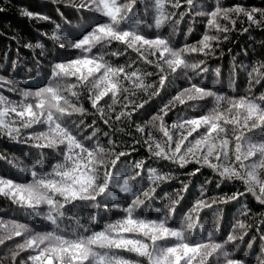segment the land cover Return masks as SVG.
<instances>
[{
	"label": "trees",
	"instance_id": "16d2710c",
	"mask_svg": "<svg viewBox=\"0 0 264 264\" xmlns=\"http://www.w3.org/2000/svg\"><path fill=\"white\" fill-rule=\"evenodd\" d=\"M124 2L126 0H118V3ZM176 2L177 0H161V3L165 5L161 12L173 15L169 16L168 20L157 29L154 0H137L126 18L127 21L118 25V28L121 31L132 30L133 23L138 21L141 24L136 29L138 34L148 39H155L157 36L168 39L170 46L176 49L197 43L205 33L218 35L220 40L212 42L215 48L213 55L184 54L186 63L194 64L203 60L204 67L208 71L200 74L191 70L185 72L178 70L176 74L168 73L165 87L160 90L159 95L151 99H149L153 91L151 87L135 90L134 94L131 91L119 93V102L115 106H112L111 94H109L99 102V108L103 109L102 113L94 109L88 100V89L92 84L86 82L85 86L78 85L74 89L78 96L69 98L78 107H84L87 114L83 117L74 114L66 118L62 126L89 151L93 149L102 151L97 161L101 166L92 173L93 184L97 186L104 184L105 172L108 171L111 187L97 199L66 204L63 209L64 218L58 220L56 228L43 219L49 214L46 204L38 206L37 216L31 210L0 194V222L8 225V229L15 223L26 225L29 230L27 232L21 230L23 233L21 237H14L6 241L4 245H0V264H11L10 255L16 245L37 233L55 232L56 235H61L65 239H77L105 230L107 224H115L126 217L123 208L131 206V201L137 198L136 193H142L153 186L156 187L154 198L141 205L135 211L134 218L160 220L169 215L168 209L171 208L172 202L180 199V203L175 206L167 221V226L173 228L180 227L194 202L201 197L211 201L212 198L227 197L234 192H246L247 186L240 180H225L207 167H201L200 172L192 176L190 173L199 165L190 164L180 168L171 161L155 157L147 149L145 141L148 140L149 134L158 141L164 139L162 133L151 124V117L174 95L183 88L190 87L192 83L236 100L241 97L264 94V81L261 84L250 83L249 77V72L253 67L264 63V24L260 27L250 26L243 15L239 17L233 15L232 18L237 20L235 27H232L230 21L221 19L220 24L227 26L230 30L227 33H217L207 24L209 19L207 13L214 9L215 0H194L196 7L192 9L187 6L186 0H179L181 4L179 8L173 6ZM79 3L80 0H71V3L69 0H0V8L3 9L0 11V75L5 77L4 81H0V95L16 105H20L21 102L35 104L34 97H28L25 101L21 91H35L47 84L50 78V66L58 59L67 61L85 55L81 50L70 48L68 42L72 37L68 35V28L80 30L85 23L93 27L96 24L109 23L110 18L94 11L91 13L79 11L77 7ZM221 5L223 7L240 5L249 9L264 8V0H221ZM22 10L47 16L49 19L29 18L22 15ZM180 13H185L183 19ZM257 19L260 17L257 16ZM57 26L61 29L60 35L65 37L62 41L51 39ZM245 28H248L247 32L244 31ZM225 35L228 37L226 40ZM61 42L65 44L64 48H59L58 45ZM28 44H40L42 47L28 48L26 47ZM144 54L153 61L152 64L147 63L135 49L128 48L122 42L112 41L109 44L97 45L90 55L103 56L104 61L102 62H106L113 68L124 67L127 72L136 71L138 74L151 73L146 76L144 83L158 88L160 72L156 67V62L160 59L159 53L153 56L150 51L145 50ZM161 67L166 69L167 66L161 64ZM216 69H219V75L216 74ZM99 75L98 73L97 77ZM64 83L75 84L76 80L69 77ZM121 83L124 87L132 88V82L124 80L123 75ZM9 89L15 90L9 91ZM125 95L137 103H143L146 100L148 102L131 119L122 118L117 121L115 113L121 110ZM5 106L0 105V107ZM220 106L226 108L228 105L226 101L218 105L212 97L200 101H188L172 109L165 117V123L175 139L180 135V130L172 129V124L180 122L183 118L206 115L214 107ZM244 115L241 111V120L244 119ZM4 119L10 126L19 127V124L15 123L20 119L16 113L9 112ZM104 119L109 120V125L103 123ZM138 127H143L145 131L143 133L137 131ZM205 131L206 129L202 127L197 133H193L189 140L199 138L205 134ZM47 132L46 124H34L31 128L21 130L20 140L14 141L6 135H0V178L11 179L19 184H29L35 179L46 176L52 178L48 174L52 172L54 165L64 163L63 156L67 151L65 145L40 149L35 145L38 142L46 143L51 137L39 141L29 139L33 135ZM249 139L253 143H258L264 139V136L257 132ZM21 140L26 142H20ZM56 143L60 144V141L57 139ZM121 152H127L129 155L119 159L113 172L112 162L119 157ZM43 159L44 163L41 164L40 161ZM139 162H143V167L137 169ZM32 171L37 173V177L34 178L31 175ZM154 175L168 177V179L155 181ZM258 175L264 179V173H258ZM125 180L128 181L130 189L127 193L121 191ZM184 184L189 186L187 192L182 190ZM57 199L62 202V198L57 197ZM114 205H118L119 208L113 209ZM245 212L248 215L245 216L243 214ZM196 220L197 226L192 230L193 239H205L207 231H213L215 242L221 243L232 232L233 226L238 221L251 225L245 241L237 244L236 248L228 245L226 249L233 257L244 259L249 264H264V240L260 239V236L264 235V205H261L252 194H246L227 204L202 209L196 216ZM4 231L5 229L0 227V234ZM127 235L128 238L142 239L150 243L140 234ZM252 237H256L254 242ZM176 242L175 238H170L166 244L162 242V246H174ZM248 244H252V247L249 248ZM46 246H54V242L45 241V244L41 245V247ZM93 251L101 254L107 252L109 255L123 258L134 264H148L146 258L138 257L135 253L124 249L108 250L93 246ZM34 254L35 252L30 249L22 252L17 257L16 264H20L21 261L31 264L27 258ZM55 264H60V261H56ZM213 264H217V261L213 260ZM219 264H224L223 258L219 260Z\"/></svg>",
	"mask_w": 264,
	"mask_h": 264
},
{
	"label": "snow or ice",
	"instance_id": "6c2138e0",
	"mask_svg": "<svg viewBox=\"0 0 264 264\" xmlns=\"http://www.w3.org/2000/svg\"><path fill=\"white\" fill-rule=\"evenodd\" d=\"M69 2L71 3V0ZM136 3L137 0H126L124 3H118V0H80L77 6L79 11L88 13L94 11L110 18L109 23H100L93 27L85 23L80 30L68 28V35L72 37L68 42L70 48L81 50L85 55L67 61L58 59L50 66V78L47 84L35 91H21L25 101L28 97H34L35 104L21 102L20 105H16L14 102L8 101L5 96L0 95V105H6L0 107V135H6L16 141L20 140L22 129L31 128L34 124H46L48 126L47 133L33 135L29 139L39 141L51 137V139H47L46 143L38 142L35 146L44 149L56 148L63 144L67 149L63 156L64 163H56L52 172L48 174L52 178L42 177L29 184H19L11 179L0 178V194L31 210L37 216L38 206L46 204L49 214L43 219L50 222L55 228L58 220L64 218L63 209L66 204L97 199L99 195L104 194L111 187L108 171L105 172L104 184L98 186L93 184L94 176L92 173L101 166L97 161L102 151L100 149L89 151L62 126L64 120L74 114H79L81 117L87 114L84 107H78L69 98L70 96H78L74 89L78 85L85 86L86 82L91 83L92 86L88 89V100L92 107L101 113L103 109L99 108V102L109 94H111L112 106H115L119 102V93L131 91L134 94L135 90L151 87L153 88L149 98L151 99L159 95L160 90L165 87L168 73L176 74L178 70L181 72L191 70L198 74L207 72L208 69L204 67L205 62L203 60L199 63L188 64L184 54L213 55L215 48L212 42L220 40L218 35L205 33L197 43L176 49L170 46L168 39L159 36L155 39H148L138 34L136 29L141 25L138 21L133 23L132 30H119L118 25L127 21L126 18ZM186 4L190 9L196 7L194 0H186ZM173 6L181 7L179 0ZM154 8L156 12L155 27L159 29L173 14L161 12V9L165 8L161 0H154ZM0 11L3 9L0 8ZM22 15L38 20L49 19L47 16L37 15L28 10H22ZM184 15L185 13H180L181 19ZM207 15L209 16L207 21L209 28H214L217 33H227L230 30L227 26L220 24L221 19L230 21L232 27H235L237 20L232 18L233 15L237 17L243 15L247 18L250 26L260 27L264 24V8L253 7L249 9L240 5L223 7L221 0H215L214 9ZM257 16L260 19H257ZM244 31L247 32L248 28H245ZM60 33L61 29L57 26L51 39L55 41L64 40L65 37ZM227 38L225 35L224 39ZM112 41L122 42L128 48L135 49L149 64H152L153 61L144 54L145 50L150 51L153 56L159 53L160 59L156 62V67L160 72L159 87L144 83L146 76L151 75V73L138 74L136 71L127 72L124 67L113 68L106 62H102L104 61L103 56L90 55L97 45L109 44ZM58 46L64 48L65 44L61 42ZM26 47L40 48L42 45L28 44ZM161 64H166V69L161 67ZM98 73L100 75L97 77ZM216 74L219 75V69H216ZM122 75L124 80L132 82L131 89L122 85ZM69 77L75 78L76 83H64ZM249 77L250 83L261 84L264 81V63L253 67L252 71L249 72ZM4 80L5 77L0 75V81ZM14 90L9 89V91ZM209 97L214 98L218 105H221L222 101H226L228 106L226 108L214 107L206 115L183 118L180 122L172 124V129L180 130V135L174 139L172 132L165 123V117L169 112L177 105H184L188 101H200ZM123 100L125 102L121 104V110L115 113L117 121L122 118L131 119L148 102L146 100L143 103H137L130 100L127 95L123 96ZM113 111L115 112V108ZM241 111L245 114L243 120L240 119ZM9 112L16 113L20 118L19 121L15 122L19 124V127L10 126L5 121L4 118ZM103 123L109 125V120L104 119ZM151 124L162 133L164 138L163 141H158L149 134L148 140L145 141L148 151L155 157L171 161L180 168L190 164L199 165L190 173L192 176L199 173L201 167L210 168L225 180L242 181L247 186L246 192H234L227 197L212 198L211 201L201 197L194 202L180 227L173 228L167 226V221L175 206L180 203V199L172 202L171 208L168 209L169 215L160 220L134 218L135 211L146 201L154 198L156 187L153 186L142 193H136L137 198L131 201V206L123 208L126 217L115 224H107L105 230L77 239H65L61 235H56L55 232L37 233L35 236L24 240L23 243L16 245L15 250L10 255L11 264H16L17 257L29 249L35 252L34 255H29L27 258L31 264H55L56 261H60V264H85V262L88 264H134V262L123 258L109 255L107 252L101 254L93 251V246L108 250L124 249L127 252L135 253L138 257L146 258L148 264H213V260L219 264L221 258H223L224 264H249L244 259L233 257L226 246L231 245L236 248L237 244L245 241L251 225L238 221L222 243L215 242L213 231H207L205 239H193L192 230L197 226L196 216L199 215L200 211L213 205L227 204L244 197L246 194H252L261 205H264V179L258 175V173H264V139L258 143H253L249 139L252 134L257 132L264 136V94L241 97L236 100L192 83L190 87L183 88L165 103L151 117ZM202 127L206 129L205 134L190 141L189 137L193 133H197ZM137 131L143 133L145 129L138 127ZM57 139L60 144L56 143ZM20 142L26 141L21 140ZM127 155L129 153L121 152L119 157L112 162L113 172L115 165L119 163V159ZM40 163L43 164L44 159ZM142 167L143 162L137 163V169ZM31 175L34 178L37 177L35 171H32ZM153 178L155 181L168 179V177L155 175ZM217 186L219 187V185ZM188 189L187 184L182 186L184 192H187ZM121 191L124 193L130 191L127 180H125ZM57 197L62 198V202ZM112 208H119V206L114 205ZM243 214L248 215L247 212ZM0 227L5 229L0 234V245H4L6 241L12 240L14 237H21L23 234L21 230L23 232L29 231L26 225L15 223L8 229V225L0 222ZM127 234H140L150 243H146L142 239L128 238ZM170 238L176 239L175 245L162 246V242L166 244ZM260 239L264 240V235H261ZM255 240L256 237H252V241ZM45 241L54 242V246L41 247ZM248 247L251 248L252 244H248ZM20 264H25V262L21 261Z\"/></svg>",
	"mask_w": 264,
	"mask_h": 264
}]
</instances>
